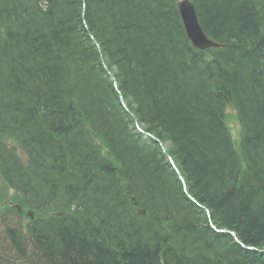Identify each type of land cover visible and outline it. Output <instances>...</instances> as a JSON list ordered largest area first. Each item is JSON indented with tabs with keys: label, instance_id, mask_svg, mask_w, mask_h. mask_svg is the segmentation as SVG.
Wrapping results in <instances>:
<instances>
[{
	"label": "trees",
	"instance_id": "1",
	"mask_svg": "<svg viewBox=\"0 0 264 264\" xmlns=\"http://www.w3.org/2000/svg\"><path fill=\"white\" fill-rule=\"evenodd\" d=\"M193 1L0 0V264H264V0Z\"/></svg>",
	"mask_w": 264,
	"mask_h": 264
},
{
	"label": "water",
	"instance_id": "2",
	"mask_svg": "<svg viewBox=\"0 0 264 264\" xmlns=\"http://www.w3.org/2000/svg\"><path fill=\"white\" fill-rule=\"evenodd\" d=\"M179 8L186 32L194 45L200 49L217 46V43L209 40L205 35L200 25L194 4L189 0H184L180 3Z\"/></svg>",
	"mask_w": 264,
	"mask_h": 264
},
{
	"label": "rangeland",
	"instance_id": "3",
	"mask_svg": "<svg viewBox=\"0 0 264 264\" xmlns=\"http://www.w3.org/2000/svg\"><path fill=\"white\" fill-rule=\"evenodd\" d=\"M230 113H233V111H231ZM235 115V114H234ZM228 125L230 127V130L232 132L233 135V139H234V143L235 146L238 149H240V138H239V132H240V126L239 123L237 121L236 117L231 116L230 114H228ZM168 147V146H167ZM14 216L18 219L19 215L14 213Z\"/></svg>",
	"mask_w": 264,
	"mask_h": 264
}]
</instances>
